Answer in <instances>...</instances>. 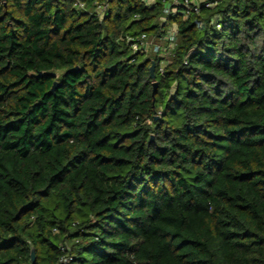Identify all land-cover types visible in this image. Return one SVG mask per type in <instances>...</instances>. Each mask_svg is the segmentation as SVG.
I'll return each instance as SVG.
<instances>
[{
    "label": "trees",
    "instance_id": "1",
    "mask_svg": "<svg viewBox=\"0 0 264 264\" xmlns=\"http://www.w3.org/2000/svg\"><path fill=\"white\" fill-rule=\"evenodd\" d=\"M84 1L0 0V264H264V0Z\"/></svg>",
    "mask_w": 264,
    "mask_h": 264
},
{
    "label": "built area",
    "instance_id": "2",
    "mask_svg": "<svg viewBox=\"0 0 264 264\" xmlns=\"http://www.w3.org/2000/svg\"><path fill=\"white\" fill-rule=\"evenodd\" d=\"M73 2V6L79 10H91L87 6V2L84 0H71ZM147 6L152 5L153 3L150 0H143ZM222 0H201L199 3H194L193 0H183L184 5L194 9L195 11H199V5L201 3H205L207 6H212ZM176 4H178V0H169L165 7V12L169 13L170 11H176ZM193 5V6H192ZM108 4L103 2H94V7L92 8L93 12L96 13L100 18H103L106 8ZM165 21V18H163ZM217 27L220 28V25L217 24ZM178 37V25L176 23L169 24L166 30V34L162 39L168 42L170 47V51L175 47ZM127 41L131 44V48L134 52L147 53L151 50L157 52H162L167 47L161 45V43H155L156 39L148 37L145 33H142L136 37L128 36ZM170 52V53H171ZM163 65V64H162ZM164 66V65H163ZM66 261V259H64ZM65 264V263H64Z\"/></svg>",
    "mask_w": 264,
    "mask_h": 264
},
{
    "label": "water",
    "instance_id": "3",
    "mask_svg": "<svg viewBox=\"0 0 264 264\" xmlns=\"http://www.w3.org/2000/svg\"><path fill=\"white\" fill-rule=\"evenodd\" d=\"M154 68H155V64H154V62H153L152 65H151V67H150V71H151V75H152V77H154ZM77 69H78V67H75V68L71 69V71H76ZM58 86H59V82H58V81H55V82L53 83V86H52L50 92H54V90H55ZM156 88H157V82H154V91L156 90ZM31 257H32V260L35 259V251H34V249H32V251H31Z\"/></svg>",
    "mask_w": 264,
    "mask_h": 264
},
{
    "label": "rangeland",
    "instance_id": "4",
    "mask_svg": "<svg viewBox=\"0 0 264 264\" xmlns=\"http://www.w3.org/2000/svg\"><path fill=\"white\" fill-rule=\"evenodd\" d=\"M155 43H161V45H163V46H165V47H167L168 49H166V50H164V51H162V54L163 55H161V57H166V59H168V56H169V54H170V47H169V45H168V42H165L164 40L162 41V40H160V41H155ZM163 65H165L166 64V60H164L163 61V63H162Z\"/></svg>",
    "mask_w": 264,
    "mask_h": 264
},
{
    "label": "clouds",
    "instance_id": "5",
    "mask_svg": "<svg viewBox=\"0 0 264 264\" xmlns=\"http://www.w3.org/2000/svg\"><path fill=\"white\" fill-rule=\"evenodd\" d=\"M151 3H155L156 0H150ZM169 2V0H165V5H167V3ZM194 3H199L201 2V0H193Z\"/></svg>",
    "mask_w": 264,
    "mask_h": 264
}]
</instances>
